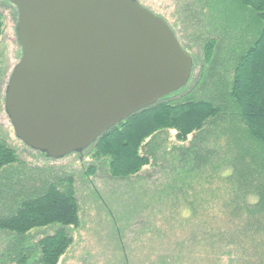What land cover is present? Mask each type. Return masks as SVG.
Returning <instances> with one entry per match:
<instances>
[{"label":"trees","instance_id":"obj_1","mask_svg":"<svg viewBox=\"0 0 264 264\" xmlns=\"http://www.w3.org/2000/svg\"><path fill=\"white\" fill-rule=\"evenodd\" d=\"M183 6L186 24L202 25L188 47L169 23L194 59L189 83L65 157L90 155L87 177L103 169L112 179L153 184L156 200L150 196L142 206L160 214L168 208L183 232L186 225L188 243L235 263L264 264V0H183ZM3 26L0 14V36ZM171 131L176 143L168 146ZM73 183L71 175L39 176L0 138V264H58L81 224ZM202 199L219 201L211 206L223 215L220 225L202 216L200 207L206 216L211 209ZM160 231L156 242L169 241ZM115 235L125 245L120 229Z\"/></svg>","mask_w":264,"mask_h":264},{"label":"water","instance_id":"obj_2","mask_svg":"<svg viewBox=\"0 0 264 264\" xmlns=\"http://www.w3.org/2000/svg\"><path fill=\"white\" fill-rule=\"evenodd\" d=\"M20 58L4 109L15 136L53 160L184 88L194 59L138 0H5Z\"/></svg>","mask_w":264,"mask_h":264},{"label":"rangeland","instance_id":"obj_3","mask_svg":"<svg viewBox=\"0 0 264 264\" xmlns=\"http://www.w3.org/2000/svg\"><path fill=\"white\" fill-rule=\"evenodd\" d=\"M138 1L155 14L165 17L187 46L192 43L195 29L202 26L200 24L197 27L193 26L195 24L190 19L192 25L186 24L183 0ZM0 14L4 25L0 36V138L16 147L20 158L39 176L44 173L50 179L56 176L65 179L67 175H71L81 205V224L78 228L73 229V243L58 264H161L160 260L163 257L168 258V264H239L232 262L231 258L223 256L225 254L222 252L210 254L211 248H206L203 243L201 245H197L195 242L188 243L189 232L186 225L185 232H183V228L179 227L178 221L171 215L168 208L163 210V214H160L157 209L154 211L149 207L142 206L150 202L152 196L156 200L157 191L152 187L153 184L144 183L136 178L130 180L112 179L103 169H97L92 177H87L84 174L86 166L93 163L90 155L84 156V161H81L77 155L58 160L46 159L34 150L27 148L15 136L5 112L3 100L9 75L21 54L15 32L17 10L11 3L0 0ZM184 29L185 35L186 33L188 35L186 37L182 32ZM190 52L195 55L200 53L194 45L192 48L190 47ZM197 73L198 67L194 70V75L196 76ZM169 133L166 135V142L168 146H171L176 141L174 131ZM188 144L189 142L185 145ZM141 183L143 184L141 185ZM131 184H135V186ZM205 194L208 195L209 191L202 192L201 196L204 197ZM214 196L218 197L219 194L211 195V197ZM201 202L211 208L209 211L206 209V213L210 214L206 216L205 210L200 207L202 216L207 220L218 222L217 224L220 225L223 215L219 209H214L211 206L218 204L219 201L211 199L210 205H207L203 199ZM201 214L197 217H200ZM157 228L170 237V240L163 239V242L160 241L158 244V241L155 240ZM115 229L122 231L123 238L121 239L125 245L118 244L120 238L116 237ZM43 232L40 230L37 232V236L40 237ZM149 239H153L152 242H149ZM156 239L158 240V238ZM179 240L184 242L181 247L177 244ZM173 253L176 256L179 254V263H175L174 259H171L174 257ZM218 256L219 260L216 258ZM126 258L128 263L125 261Z\"/></svg>","mask_w":264,"mask_h":264}]
</instances>
